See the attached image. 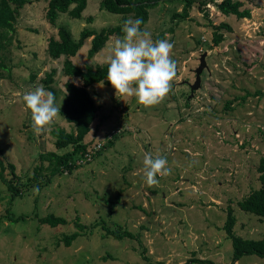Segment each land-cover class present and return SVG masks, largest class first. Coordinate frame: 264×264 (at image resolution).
<instances>
[{
	"label": "rangeland",
	"instance_id": "374dc122",
	"mask_svg": "<svg viewBox=\"0 0 264 264\" xmlns=\"http://www.w3.org/2000/svg\"><path fill=\"white\" fill-rule=\"evenodd\" d=\"M48 1L29 0L21 8L11 43L2 52L10 72L0 77V159L16 166L21 184L35 174L41 153L73 150L57 149L53 130L74 131V124L60 113L37 134L23 100L38 86L48 91L42 79L55 68L56 104L64 106L65 83L71 78L62 72L64 56H49L50 37L58 38L62 25L78 40L85 27L99 31L124 24V15L101 9L100 0H88L82 18L60 13L52 25L46 18ZM199 1L205 4H195L188 18L173 20L175 12L183 11L184 1L160 0L141 29L149 31L153 41L164 35L162 40L174 46L176 77L161 103L145 107L135 96L116 95L112 85L97 83L89 89L101 109L85 142L108 144L118 136L112 146L102 147L91 162L73 172L56 175L43 188L24 185L23 196L13 201L0 179V264H184L192 258L264 264V257L254 254L233 262V243L224 228L231 208L236 234L264 236V219L239 206L262 185L264 0H246L243 8L251 10L246 18L223 14L216 6L222 0ZM89 16L94 17L91 23ZM221 24L227 25L220 31L224 40L215 44V27ZM122 37L112 36L92 59L90 38L72 60L82 68L107 64L115 40ZM204 53L207 66L200 87L192 90ZM74 81L81 84L79 78ZM146 153L165 157L171 169L166 177L158 175L159 183L152 187L143 175ZM10 171L5 176L10 177ZM46 175L42 171L40 180ZM9 209L28 217L9 221ZM49 214L63 216L68 223H40L39 217ZM97 220L111 227L120 223L140 234L143 244L105 237L100 226L89 227L71 246L58 243L77 230V221L90 226Z\"/></svg>",
	"mask_w": 264,
	"mask_h": 264
},
{
	"label": "trees",
	"instance_id": "16d2710c",
	"mask_svg": "<svg viewBox=\"0 0 264 264\" xmlns=\"http://www.w3.org/2000/svg\"><path fill=\"white\" fill-rule=\"evenodd\" d=\"M28 1L29 0H0V77L6 76L4 71L8 73L10 72L9 66L6 64L2 52L7 49V46L11 43L12 33L16 31L15 24L17 23L20 10ZM100 1L101 9H106L110 12L124 15L123 23L130 14L141 19L143 23L140 28L142 29L149 19L150 9L158 5L160 0ZM181 1H184L183 11L175 12L173 14V20L176 18L180 20L188 18L190 16L191 8L200 2L199 0ZM245 1L246 0H222L221 2H216V6L225 15L233 14L239 18H246L251 16V10L249 8H243ZM199 4L202 5L205 3H202L201 1ZM87 5L88 0H49L46 18L52 25L56 24L60 13H69L71 17L80 19L83 17V11L87 8ZM93 20V16L87 17V21L89 23L93 22ZM226 26V24H221L215 27L216 30L213 37V42L215 44H219L224 40V34L220 31ZM122 27L123 25L104 27L99 31L85 27L81 31L79 39L76 40L73 38L71 31L66 26L62 25L58 30V38L54 36L50 37L47 47L49 56L52 59H59L64 56L62 72L64 75L71 78L65 83L66 94L61 114L68 122L74 124L75 126V130L70 132L64 128H57L53 130V135L56 138L55 145L57 149H65L72 146L73 150L67 151L63 154H60L57 151L41 153L39 157L40 164L35 167V174L32 178H30V180L25 182V184H21V178L16 173V166L13 163H6L0 159V179L7 183L8 190L12 196V201L19 196H23L24 193L22 188L24 185H34V183H36L38 188H43L44 186L50 184L56 175L63 174L65 171L71 173L76 168L84 165L77 164V159H80V156H82L88 150V147L91 146V142H85V138L92 131L93 123L101 109V105L91 94L89 88L97 83H104L107 85L111 84L107 80V64L98 65L97 67L87 65L85 68H82L73 62L72 57L76 56L85 44L86 40L91 38V48L89 49L88 56L90 59L94 58V56L106 46L112 36L122 37L125 35L122 31ZM162 38H164V35H162L161 40ZM56 73L57 69L54 68L47 72L45 78L42 79L45 88L54 94L55 102H57L58 99L57 89L53 86V83L56 81ZM34 77L35 76L33 75V80ZM76 78L81 80V84H77L74 81ZM117 137L118 136H114L108 141V144H104L105 148L112 146ZM99 152H101V150ZM99 152L97 154H99ZM8 168L11 170L10 177L5 176V171ZM44 170L47 172L48 176L46 175L47 178L43 181L40 180V177L42 175V171ZM259 171L262 184L261 187L253 190L249 193V195L240 200L239 206L244 211L253 213L264 219V158L259 166ZM119 195L120 194H118V198ZM113 207L110 210L111 212H113ZM6 217L9 221L19 222L26 219L28 216L27 214L18 216L11 209H9ZM39 221L42 224H48L52 227L68 223V220L65 217L58 216L56 214L39 217ZM235 224L236 217L233 214V210L230 208L224 228L233 243L232 261L236 262L244 255L254 254L264 257V236L261 239H249L239 236L234 231ZM76 226L77 230L72 233L65 234L63 238L58 241V243L71 246L73 242L89 227L100 226L103 230V236L105 237L112 236L119 240L124 238L137 239L141 245L143 244L140 234H135L128 228L122 226L120 223H117L115 227H111L105 222L97 220L90 226H87V224H82L77 221ZM144 252L145 250L142 252L143 257L148 259ZM194 263L215 264V262L210 259L202 258H192L184 264Z\"/></svg>",
	"mask_w": 264,
	"mask_h": 264
},
{
	"label": "clouds",
	"instance_id": "9594fccd",
	"mask_svg": "<svg viewBox=\"0 0 264 264\" xmlns=\"http://www.w3.org/2000/svg\"><path fill=\"white\" fill-rule=\"evenodd\" d=\"M143 21L127 18L122 31L124 36L115 40L111 54L107 57V80L116 90V95L137 98L145 107L155 106L163 101L172 88L176 77V62L171 57L173 44L167 39L153 41L151 33L141 30ZM23 100L31 110L33 130L39 134L51 126L61 105L55 102L52 92L38 86L24 94ZM165 157L146 153L143 159L144 179L149 186L159 183L157 176L171 174ZM34 191L38 194L39 189Z\"/></svg>",
	"mask_w": 264,
	"mask_h": 264
},
{
	"label": "built area",
	"instance_id": "2783aa9c",
	"mask_svg": "<svg viewBox=\"0 0 264 264\" xmlns=\"http://www.w3.org/2000/svg\"><path fill=\"white\" fill-rule=\"evenodd\" d=\"M104 142H95L93 145L88 147V150L77 159V164H85L92 160V158L102 149Z\"/></svg>",
	"mask_w": 264,
	"mask_h": 264
},
{
	"label": "water",
	"instance_id": "95a60500",
	"mask_svg": "<svg viewBox=\"0 0 264 264\" xmlns=\"http://www.w3.org/2000/svg\"><path fill=\"white\" fill-rule=\"evenodd\" d=\"M205 57H206V53H204L201 57V63L199 65V67L196 69V80L194 84H191V88L192 90L197 89L200 87L201 84V72L203 71V69L207 66L206 65V61H205Z\"/></svg>",
	"mask_w": 264,
	"mask_h": 264
}]
</instances>
